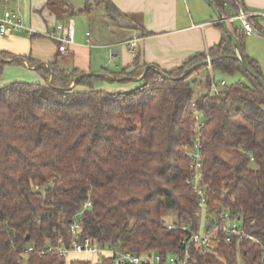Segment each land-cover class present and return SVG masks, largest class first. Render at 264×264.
<instances>
[{
  "label": "trees",
  "instance_id": "16d2710c",
  "mask_svg": "<svg viewBox=\"0 0 264 264\" xmlns=\"http://www.w3.org/2000/svg\"><path fill=\"white\" fill-rule=\"evenodd\" d=\"M94 1L120 14L110 0ZM212 1L226 18L233 16L237 0ZM61 3L62 16L75 14ZM92 11L86 6L81 14ZM216 26L219 45L165 72L167 78L149 70L127 92L97 89L105 77L23 57L44 84L0 85V264H67L56 247L63 239L70 248L69 225L86 201L92 207L83 218L84 237L137 255L180 256L182 241L200 229L198 198L188 184L194 104L205 115L208 227L229 211L254 241L231 243L219 233L207 246H192L191 264H264V90L234 59L232 41ZM231 28L244 50L246 36ZM208 56L213 71L239 73L245 81L195 99L191 77L209 69ZM246 59L264 79L257 61ZM122 74L138 78L143 69ZM170 212L173 230L165 220Z\"/></svg>",
  "mask_w": 264,
  "mask_h": 264
},
{
  "label": "crops",
  "instance_id": "0c3cea01",
  "mask_svg": "<svg viewBox=\"0 0 264 264\" xmlns=\"http://www.w3.org/2000/svg\"><path fill=\"white\" fill-rule=\"evenodd\" d=\"M110 1L120 12L118 17L128 21L121 23L117 28L95 25L94 9L91 6V14H82L87 16L88 22L86 19H72L74 44L66 54H60L58 43L45 36L56 20V24L62 22V18L58 19L50 12L47 0H11L8 7L19 11L25 24L32 27L36 35L33 38L24 32L11 36L0 35V70L5 71L6 75L0 80V85L27 79H31V83L44 84L37 67L30 69L28 62L19 60V57L30 56L45 66L57 64L63 70H78L84 75L103 74L106 80L98 83L97 89L127 92L135 89L140 83L130 80L128 83H122L121 79L127 77L122 74L123 71L128 74L142 67L144 72L148 65H154L162 72H171L194 57L207 53L222 41V31L216 26V15L205 0ZM242 1L247 10L264 9V0ZM86 6H90V3ZM71 17L63 18L68 19L65 28H68ZM233 25L241 34L240 23L234 22ZM57 36L61 34L57 33ZM134 38H139L136 58L127 44ZM243 45L245 54L257 61L264 76V38L245 37ZM2 53L9 57H3ZM1 59L10 62H3ZM18 60L23 64L12 63ZM237 75L239 82L245 81L241 74ZM21 77L24 80H19Z\"/></svg>",
  "mask_w": 264,
  "mask_h": 264
},
{
  "label": "built area",
  "instance_id": "2783aa9c",
  "mask_svg": "<svg viewBox=\"0 0 264 264\" xmlns=\"http://www.w3.org/2000/svg\"><path fill=\"white\" fill-rule=\"evenodd\" d=\"M10 1L3 0L0 2V35L11 36L24 32L28 37L33 38L36 35V31L25 24L19 11L8 7ZM227 20L230 27L234 22L240 23L241 31L246 37L264 38V9L250 11L245 8L242 0H237L233 16L227 18ZM57 33L61 34V36H57ZM45 36L58 43V52L60 54H66L75 41L74 21L70 19L68 28L59 24L55 31H49L45 33ZM127 44L130 47L132 55L136 58L139 48V38H134L128 41ZM208 65L210 78L204 92L208 96L220 95L228 84L224 80L221 82L216 81L209 56ZM193 114L196 138L194 139V145L189 151L192 159V173L188 179V184L192 187L198 198V208L201 212L200 229L182 241L183 253L180 256L170 255L167 258H163L158 253L137 255L131 252L120 251L109 245H101L92 238L84 237L82 235L83 218L85 211L92 207L91 201H86L83 209L71 220L69 225V234L71 236L70 248L67 247L63 239H60L56 247L57 252L63 256H68L71 253L88 254L90 257L88 264H105L106 261H109V264H191L193 259L192 246L194 244L207 246L219 233L225 235L227 242L231 243H240L245 240L254 241V238L246 233L240 221L232 218L229 211L217 216L215 223L208 227L205 232H202L203 218L206 216L209 202L208 189L202 177L203 146L201 138L203 136L202 127L204 126L205 115L196 104L193 107ZM168 228L173 230L176 227L173 223H169ZM189 229L188 225L182 226L184 232H188ZM32 250L33 248L29 249V251Z\"/></svg>",
  "mask_w": 264,
  "mask_h": 264
},
{
  "label": "rangeland",
  "instance_id": "374dc122",
  "mask_svg": "<svg viewBox=\"0 0 264 264\" xmlns=\"http://www.w3.org/2000/svg\"><path fill=\"white\" fill-rule=\"evenodd\" d=\"M61 1L62 2L65 1V2L73 5V7L75 9V14L71 17V19H74V20L75 19H77V20H79V19L80 20H82V19L87 20L88 19L87 16H84L80 13V10H83L85 8L86 4L90 3V6H92L94 9V14H93L94 18L93 19L96 22L95 25L100 24L103 28H106L107 26H113V28H117L121 23H123V22L125 23L128 21L125 19H121L120 17H118V14H116L112 11L110 13H108L104 6L97 5L94 0H59V1L53 2L54 5H49V7H48L50 12L52 14H55L58 19L62 18L60 20L62 22H58L56 24L57 20L55 21V24L52 25L53 28L50 29L51 32L55 31L56 27L59 24L65 25L67 20H68L66 18L63 19L64 17H62L61 12L63 11L64 7L61 5L62 4ZM48 2H49V0H47V3ZM88 20H87V22H88ZM208 70L209 69L203 70L200 72V74H196V75L191 77V83L193 86L195 99H197L206 89V83H207L208 78L210 76V70L209 71ZM213 74H214L217 82H221V81L225 80L228 85L236 84L239 82V77L237 74L228 75V74L222 73L219 70L213 71ZM5 77H6L5 71H2L1 79L5 78ZM22 79L24 80V78H22V77L19 80H22ZM31 81H32L31 79H27L26 81H22V82L31 83ZM133 119H134L135 124L139 126L140 123H139L138 114L135 115ZM211 216H213V215H211ZM175 217L176 216L174 213H171V212L167 213L165 215L166 223L173 222ZM208 226H209L208 218H207V216H205L203 218V223H202V232H205L206 229L208 228ZM87 259H89L88 254L71 253L67 256V264H70L71 261H73V260H87Z\"/></svg>",
  "mask_w": 264,
  "mask_h": 264
},
{
  "label": "water",
  "instance_id": "95a60500",
  "mask_svg": "<svg viewBox=\"0 0 264 264\" xmlns=\"http://www.w3.org/2000/svg\"><path fill=\"white\" fill-rule=\"evenodd\" d=\"M206 3L212 8V10L214 11L216 18H217V22L222 26V28L224 29L226 35L228 36V38L232 41L233 46L235 48L236 51V55L234 57V59L236 61H238L242 68L244 69V71H246L257 83L258 85L264 90V79L256 72L254 71L251 66L249 65L247 59H246V55L245 52L243 50L242 44L239 41V39L237 38V36L234 34L232 28L230 27V25L228 24V20L227 18L223 15V13L220 11V9L214 4V2L212 0H205ZM3 62H10L4 59H1ZM19 60L23 61V62H27L23 57H19ZM30 69H36L31 67L30 65H28ZM49 67V65H47ZM155 70L158 71L159 73H161L165 78H167V75L165 72L160 71L156 66L154 65H148L143 74L138 77H124L121 80H130L133 82H141L144 80V78L146 77L147 73L149 70ZM83 76H98V77H106L103 74H86ZM51 78H53V74H51ZM110 79H112L111 77H109ZM112 80H117L118 79H112ZM52 81V79H51ZM50 81V83H51ZM75 87V83L72 85L71 88Z\"/></svg>",
  "mask_w": 264,
  "mask_h": 264
}]
</instances>
